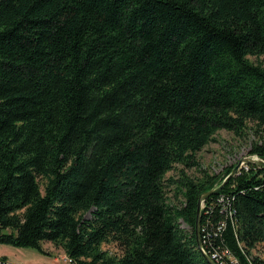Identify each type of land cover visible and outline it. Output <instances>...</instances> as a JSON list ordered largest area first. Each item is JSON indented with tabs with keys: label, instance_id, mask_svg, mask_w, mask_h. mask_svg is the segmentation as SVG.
Wrapping results in <instances>:
<instances>
[{
	"label": "trees",
	"instance_id": "obj_1",
	"mask_svg": "<svg viewBox=\"0 0 264 264\" xmlns=\"http://www.w3.org/2000/svg\"><path fill=\"white\" fill-rule=\"evenodd\" d=\"M253 124L264 128V0H0V244L52 242L72 264H209L199 201L235 165L166 175L196 166L219 130ZM250 154L264 159V140ZM200 240L216 264H264L252 253L263 166L202 202Z\"/></svg>",
	"mask_w": 264,
	"mask_h": 264
},
{
	"label": "rangeland",
	"instance_id": "obj_2",
	"mask_svg": "<svg viewBox=\"0 0 264 264\" xmlns=\"http://www.w3.org/2000/svg\"><path fill=\"white\" fill-rule=\"evenodd\" d=\"M249 57L254 62L262 60V57ZM252 126L254 128L248 130L242 136H237L233 132L225 129L219 130L215 134L214 139L197 153L198 164L196 166L187 168L182 164H177L172 171L168 172L166 178L179 180L182 172L194 179H202L207 175H217L219 176L218 178H221L225 175L229 167L232 165L236 166L244 157L257 158V155L250 154V150L254 142L264 140V128H258L254 124ZM247 165L248 163L244 162L242 167H247ZM168 197L171 203L178 206L183 205L184 197L178 188V183H172L168 187ZM84 218H92L91 211L84 214ZM180 222L182 227L189 229L183 220H180ZM51 247L61 249V251L57 252L58 255L66 254L63 252L62 247H56L52 242L48 243L47 241L44 242L43 246L47 253L40 252L36 248L16 247L7 244L0 247V253H6L13 264H72L69 261L63 260L65 255L55 260V256L50 255L48 252L51 251ZM102 247L104 250L109 251L110 254H121V250L113 242H106ZM252 253L264 259V247L262 245H259Z\"/></svg>",
	"mask_w": 264,
	"mask_h": 264
},
{
	"label": "water",
	"instance_id": "obj_3",
	"mask_svg": "<svg viewBox=\"0 0 264 264\" xmlns=\"http://www.w3.org/2000/svg\"><path fill=\"white\" fill-rule=\"evenodd\" d=\"M258 156V155H257ZM246 162V163H253V164H257L260 166L264 167V159L260 158L259 156L257 158L255 157H251V158H247L244 157L243 159H241L239 161V163L232 169V171L230 172L229 175L226 176V178L223 180V182L211 189L210 191L206 192L205 194H203V196L201 197L200 201H199V207H198V216H197V223H196V234H197V239H198V246L199 249L202 251L204 257L206 258V260L209 262V264H216L213 259L211 257H209V255L204 251L203 247H202V243L200 240V225H201V206H202V202L208 198L209 196L216 194L218 191H220L225 184L229 181V179L231 177H233L242 167V164Z\"/></svg>",
	"mask_w": 264,
	"mask_h": 264
},
{
	"label": "crops",
	"instance_id": "obj_4",
	"mask_svg": "<svg viewBox=\"0 0 264 264\" xmlns=\"http://www.w3.org/2000/svg\"><path fill=\"white\" fill-rule=\"evenodd\" d=\"M46 242V241H45ZM49 243V242H48ZM4 244H0V247L3 246ZM43 246H44V242H43ZM58 251H61V249H57L55 247H51V251H48L50 255H53L55 256V260H58L59 258H61L63 255L66 256V254H57ZM56 252V253H55ZM63 252L65 253L64 249H63ZM3 256H6L7 257V261H9L11 264H13L11 261H10V258L8 257V255L4 252H1L0 253V257H3Z\"/></svg>",
	"mask_w": 264,
	"mask_h": 264
},
{
	"label": "built area",
	"instance_id": "obj_5",
	"mask_svg": "<svg viewBox=\"0 0 264 264\" xmlns=\"http://www.w3.org/2000/svg\"><path fill=\"white\" fill-rule=\"evenodd\" d=\"M224 255L232 257L228 251L224 252ZM63 260L69 261L71 263V260L67 255L63 257ZM0 264H9V263L0 259Z\"/></svg>",
	"mask_w": 264,
	"mask_h": 264
},
{
	"label": "bare ground",
	"instance_id": "obj_6",
	"mask_svg": "<svg viewBox=\"0 0 264 264\" xmlns=\"http://www.w3.org/2000/svg\"><path fill=\"white\" fill-rule=\"evenodd\" d=\"M203 249H204V248H203ZM204 251H205V250H204ZM0 259H1V257H0ZM230 259H231V260H234L235 258H234V257H231ZM1 260H2V259H1ZM3 261H4V260H3ZM6 262H8L9 264H11V263H10L9 261H7V260H6Z\"/></svg>",
	"mask_w": 264,
	"mask_h": 264
}]
</instances>
